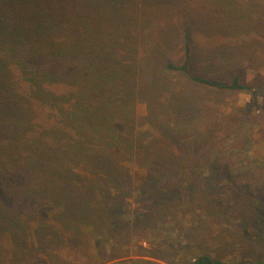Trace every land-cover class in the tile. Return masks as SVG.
Returning <instances> with one entry per match:
<instances>
[{"label": "rangeland", "instance_id": "1", "mask_svg": "<svg viewBox=\"0 0 264 264\" xmlns=\"http://www.w3.org/2000/svg\"><path fill=\"white\" fill-rule=\"evenodd\" d=\"M120 7L109 11L114 18L101 41L127 44L118 48L120 59L140 65L147 58L156 72L136 75L132 87L141 95L132 112L158 154L152 169L129 170L134 188L122 195L103 187L79 153L69 188L93 212L82 221V246L60 256L67 264H189L200 255L263 264L264 0H132ZM187 39L196 73L227 84L238 76L244 88H205L164 73L160 57L182 64ZM153 76H162L160 86ZM147 171L158 175L138 185Z\"/></svg>", "mask_w": 264, "mask_h": 264}, {"label": "trees", "instance_id": "2", "mask_svg": "<svg viewBox=\"0 0 264 264\" xmlns=\"http://www.w3.org/2000/svg\"><path fill=\"white\" fill-rule=\"evenodd\" d=\"M131 1L0 0V264H67L62 249L82 246V221L93 210L69 188L79 153L103 187L122 195L134 188L129 170L156 161L158 146L143 141L148 128L138 131L132 112L136 75L155 71L147 58L120 59L127 44L101 41L109 11ZM188 39L182 64L160 57L164 73L205 88H244L238 76L227 84L196 73ZM157 175L147 171L138 185ZM189 264L225 263L200 255Z\"/></svg>", "mask_w": 264, "mask_h": 264}]
</instances>
